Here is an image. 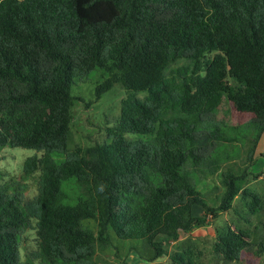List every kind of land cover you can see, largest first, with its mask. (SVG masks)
<instances>
[{
	"label": "trees",
	"instance_id": "1",
	"mask_svg": "<svg viewBox=\"0 0 264 264\" xmlns=\"http://www.w3.org/2000/svg\"><path fill=\"white\" fill-rule=\"evenodd\" d=\"M178 60L194 62L188 77L166 75ZM96 69L105 74L97 99L117 84L127 96L107 141L68 150L71 86ZM224 100L251 115L243 127L256 142L264 133V0H0V151L41 153L22 164L25 178L38 173L34 197L0 185V264H95L111 233L138 243L131 249L149 261L165 255L156 238L174 240L202 223L193 208L207 207L208 193L198 181L220 169L218 149L237 140L216 115ZM239 179L229 167L221 173L224 192L209 212L231 209ZM70 180L83 191L75 201L64 190ZM243 195L249 214H259L260 195ZM31 229L37 248L22 261ZM215 233L213 253L226 264L251 245L248 229ZM255 246L264 254V237ZM195 258L190 248L171 255L175 264Z\"/></svg>",
	"mask_w": 264,
	"mask_h": 264
},
{
	"label": "rangeland",
	"instance_id": "2",
	"mask_svg": "<svg viewBox=\"0 0 264 264\" xmlns=\"http://www.w3.org/2000/svg\"><path fill=\"white\" fill-rule=\"evenodd\" d=\"M194 62L192 60H178L171 63L166 69L167 76L188 77ZM105 74L102 70L92 71L86 80H76L71 86V94L76 97L71 108L72 120L67 136V149L75 146L86 148L96 143L107 141L106 128L115 123L120 112V103L127 96V91L120 85H114L103 93L100 98L95 96V85L101 81ZM135 95L143 98L144 92ZM1 115V111H0ZM217 118L225 125V130L236 136L233 144H225L218 149L220 169L214 175H208L198 181L197 188L208 193L207 207H194L193 215L202 220L200 224L186 230H180L174 240L166 236H158L166 254L152 261L146 259V254L131 249L138 243L117 240L111 233L109 245L97 249L94 257L95 264H175L171 260L172 253L177 249L190 248L198 264H226L214 255L212 245L215 241V231L223 226L248 229L251 234V245L242 251L237 262L227 264H264V254H253L256 243L264 237V207L259 214L251 215L248 212L246 196L243 192L247 189L260 195L264 206V133L254 142V132L251 128L243 127L251 117L248 113L234 110L232 105L224 100L216 110ZM251 155L249 156V152ZM41 153L33 149L5 146L0 151V185H9V190L16 189L17 185L24 187L25 198L31 199L37 192L38 173L28 178L22 174L23 160ZM65 154H54L56 161L64 158ZM231 168L239 179L237 182L239 194L234 197L231 209L222 212L216 210L214 214L208 208L217 209L220 204L224 187L221 185V173ZM64 190L70 201L83 196L82 188L70 180L64 184ZM84 224L96 233L97 225L92 219H87ZM37 248L34 229L27 230L20 244L21 260L25 261L28 254Z\"/></svg>",
	"mask_w": 264,
	"mask_h": 264
}]
</instances>
